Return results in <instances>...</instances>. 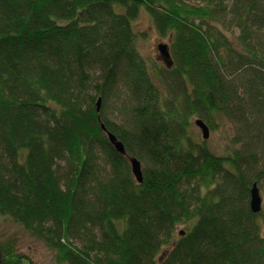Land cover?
<instances>
[{
  "label": "trees",
  "instance_id": "16d2710c",
  "mask_svg": "<svg viewBox=\"0 0 264 264\" xmlns=\"http://www.w3.org/2000/svg\"><path fill=\"white\" fill-rule=\"evenodd\" d=\"M143 10L171 38L159 81L136 44ZM193 115L232 122L226 154L194 139ZM254 184L264 0H0V224L61 264H264ZM31 260L0 236V264Z\"/></svg>",
  "mask_w": 264,
  "mask_h": 264
},
{
  "label": "rangeland",
  "instance_id": "374dc122",
  "mask_svg": "<svg viewBox=\"0 0 264 264\" xmlns=\"http://www.w3.org/2000/svg\"><path fill=\"white\" fill-rule=\"evenodd\" d=\"M134 29L137 31V47L139 52L144 56L147 64L151 68V73L156 78L155 71L159 72L158 68L166 67L165 60L161 55L158 44L166 43L170 44L171 38L164 37L158 32L153 18L145 10L141 11L140 15L132 22ZM157 81H159L156 78ZM160 83V82H158ZM162 89L165 90L164 86ZM112 104V103H111ZM118 112L114 111L113 117L118 118ZM199 116L193 115L191 117L192 125H190V133L196 140H203L204 137L202 129L197 126L196 120ZM119 120V119H118ZM219 126L213 130L210 127V135L208 137V143L212 150L218 154L223 155L229 151L231 145V137L234 135V125L231 121L226 118L219 119ZM262 194V216L260 222L264 230V192ZM184 226L180 225L177 228L176 236L174 241L179 237V231L183 230ZM0 236H6L14 238L16 240V246L18 251H21L28 255L32 260L33 264H61L57 261L55 253L52 249L46 246L42 241L31 236L29 233L23 231L18 227L12 220L2 221L0 224ZM174 243V242H172ZM168 245L163 252L167 251L171 245Z\"/></svg>",
  "mask_w": 264,
  "mask_h": 264
},
{
  "label": "water",
  "instance_id": "95a60500",
  "mask_svg": "<svg viewBox=\"0 0 264 264\" xmlns=\"http://www.w3.org/2000/svg\"><path fill=\"white\" fill-rule=\"evenodd\" d=\"M158 49L161 53V55L163 56L164 60L167 61L169 63L170 58H171V53L169 50V46L166 43H160L158 44ZM101 103H102V99L101 97L97 98L96 104H97V109L100 110L101 108ZM196 124L197 126H199L202 129L203 132V137L204 139H208L209 135H210V127L209 125L201 118L196 120ZM104 130L106 129V127L104 126ZM108 136L111 140V142L115 145V147L117 148V151H120L121 153H125L126 149L125 146L123 144L122 141L118 140L117 136H115L114 133L112 132H108ZM131 164H132V171L134 173V175L136 176V178L138 179V181L142 182L141 180H143V171L142 170V163L140 160H138L136 157L131 158ZM257 185V184H256ZM254 184L253 188H252V193H251V207L254 213H259L262 210V195L260 193V190L258 188V186H256ZM183 230L181 231V234H183Z\"/></svg>",
  "mask_w": 264,
  "mask_h": 264
}]
</instances>
